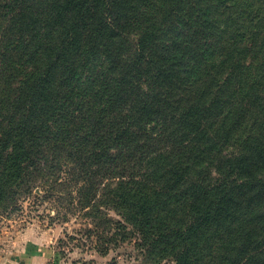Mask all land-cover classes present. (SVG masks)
<instances>
[{
    "label": "trees",
    "instance_id": "1",
    "mask_svg": "<svg viewBox=\"0 0 264 264\" xmlns=\"http://www.w3.org/2000/svg\"><path fill=\"white\" fill-rule=\"evenodd\" d=\"M63 172L144 264H264V0H0V206Z\"/></svg>",
    "mask_w": 264,
    "mask_h": 264
},
{
    "label": "rangeland",
    "instance_id": "2",
    "mask_svg": "<svg viewBox=\"0 0 264 264\" xmlns=\"http://www.w3.org/2000/svg\"><path fill=\"white\" fill-rule=\"evenodd\" d=\"M66 173L57 181L44 177L32 194L0 206V259L23 248L25 256L40 255L39 264H144L134 238L111 241L115 233L111 221L120 220L113 211L104 208L106 216H83L76 205L79 185Z\"/></svg>",
    "mask_w": 264,
    "mask_h": 264
},
{
    "label": "crops",
    "instance_id": "3",
    "mask_svg": "<svg viewBox=\"0 0 264 264\" xmlns=\"http://www.w3.org/2000/svg\"><path fill=\"white\" fill-rule=\"evenodd\" d=\"M23 253H26V250L20 248L17 251L10 253V255L1 258L0 264H39V259H41L40 255L31 254L25 256ZM46 257H48V253H46Z\"/></svg>",
    "mask_w": 264,
    "mask_h": 264
}]
</instances>
